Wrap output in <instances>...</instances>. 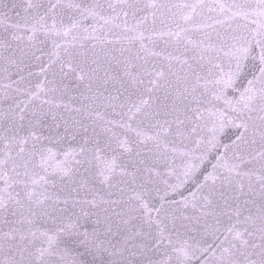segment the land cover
Segmentation results:
<instances>
[{
	"label": "snow or ice",
	"instance_id": "6c2138e0",
	"mask_svg": "<svg viewBox=\"0 0 264 264\" xmlns=\"http://www.w3.org/2000/svg\"><path fill=\"white\" fill-rule=\"evenodd\" d=\"M0 264H264V0H0Z\"/></svg>",
	"mask_w": 264,
	"mask_h": 264
}]
</instances>
